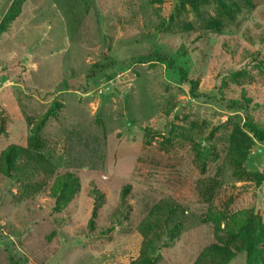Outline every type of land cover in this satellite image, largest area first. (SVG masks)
I'll return each mask as SVG.
<instances>
[{"label":"rangeland","instance_id":"obj_1","mask_svg":"<svg viewBox=\"0 0 264 264\" xmlns=\"http://www.w3.org/2000/svg\"><path fill=\"white\" fill-rule=\"evenodd\" d=\"M15 1V17L0 34V157L10 145L26 150L17 153L15 171L0 172V264H125L156 207L173 209L182 226L172 242L154 245L153 264H192L226 219L243 222L251 212V224H264V178L238 180L226 160L236 122L243 126L249 114L264 127V74L255 64L264 62V1L252 9L238 3L236 22L220 32L181 13L177 21L195 29L180 54L162 40L183 29L161 25L157 36L148 23L163 3ZM13 3L0 0V21ZM206 10L218 17L212 4ZM156 52L167 61H138ZM242 68L239 83L228 79ZM110 69L112 77L95 85ZM192 79L198 84L190 93ZM243 91L248 110L233 104ZM55 102L56 114L33 135ZM172 127L179 134L169 140ZM184 131L214 147L204 172ZM244 166L264 171V142L254 140ZM217 171L221 185L208 203L197 182ZM65 173L76 177L78 191L56 199L53 185ZM94 205L98 232L88 228ZM231 232L239 234L233 245L243 244L242 230ZM242 248L228 264H246Z\"/></svg>","mask_w":264,"mask_h":264},{"label":"trees","instance_id":"obj_2","mask_svg":"<svg viewBox=\"0 0 264 264\" xmlns=\"http://www.w3.org/2000/svg\"><path fill=\"white\" fill-rule=\"evenodd\" d=\"M150 5L156 3H163L160 8H152V17L149 18V25L153 26L156 30V35L159 36V33H163L164 30L160 29L161 25L168 26V30L174 33L176 28L183 29L186 34L175 33L169 36H164L162 43L163 45L169 47L174 53H186L187 47L186 42L188 37V32L194 30V26L191 23L178 22L177 18H180L181 13H185L187 10L190 12L194 19L196 18L200 21V25L207 29L220 32L223 28L226 27L228 23L236 22V13L240 10L238 3L243 4L246 8H255L259 3H262L264 0H144ZM167 2V4H164ZM212 4L216 11L217 16L210 15L206 10L207 5ZM18 2L14 0V3L11 5L10 9L6 11L2 20L0 21V34L5 32L10 21L15 17L13 13L14 10H17ZM160 23H157L159 22ZM181 23V24H180ZM202 34L195 36L196 39H201ZM156 60L159 63L167 61V56L163 53L156 52L147 57L138 59L139 62H150ZM257 59H255L256 61ZM259 72L264 74V62L257 60L255 63ZM98 65L94 64V67ZM244 68L236 70L229 73L228 79L234 83H239L240 79L245 77L243 75ZM113 75L112 70L102 71L96 78L94 84L100 85L103 82L108 81ZM226 78V77H224ZM191 92L193 93L198 84V80H191ZM226 85V81L223 82ZM240 95V99H233V104L237 105L239 109L250 108V103L252 102L249 96H246L244 91ZM242 105V106H241ZM59 104L55 102L53 106H50L47 113L41 118L40 125L34 127V134L36 135L42 125L47 121L50 116L56 114ZM245 128V129H244ZM149 129H146V133H149ZM178 132L174 131L173 127L169 133V140L174 139ZM184 136L187 141L193 143V148L196 153V160L201 168V171L206 170V164L213 161L216 158L214 153V147H207L204 145L203 140L195 142L191 140L190 135L185 131L180 133ZM31 138V137H30ZM254 140L264 142V127L256 123L254 118L249 114L246 115L243 126L236 122L231 131L228 146L226 149V160L232 166V174L238 179H250L256 178L257 184L260 183V179L264 178V171L259 172H250L247 171L244 162L247 160V157L250 153L251 147L254 144ZM32 141L35 142L37 147H40L39 138L32 137ZM26 148L19 147L15 145L8 146L2 153L0 157V172L5 175H10L11 171L17 168L15 164V158L18 152H25ZM3 163V164H2ZM221 171H217L214 177H209L201 179L197 182V191L200 193L204 201L211 203L214 196L216 195L217 189L221 185ZM128 185L123 190L124 195L128 193ZM78 191L77 179L73 174L65 173L56 177V181L52 188V195L57 199L60 195L69 200L75 196ZM94 201L96 202L99 193L95 191ZM97 206V205H96ZM94 205L93 210L91 211L90 218L88 220V228L90 231L98 232L96 225L97 218V207ZM173 209H166L162 207H156L155 209L149 212L146 221L143 223V229L138 236V241L140 242L139 250L134 257L130 259L125 264H153V256L150 254L154 245L159 242L161 245L168 244L172 242L180 233V228L182 226L180 219H175L173 217ZM220 218H224L225 215L223 212L219 215ZM254 218V214L248 212L247 217L243 222H239L232 218V221L226 219L224 226L221 228L220 223L215 226V236L218 237L216 241L211 242L210 244L204 246L192 264H228L237 254L238 250L242 248L246 252V264H264V252L259 249V244L264 241V224L260 221H257L255 224H251L250 221ZM231 225H236L237 229L233 228ZM241 231L243 233V244L240 246L233 245V240L231 238H236L239 236L238 233H232L231 231ZM102 232V231H101ZM103 233V232H102ZM219 233H225L229 238H224L219 236ZM136 251V249H135ZM237 251V252H236ZM242 252V251H241Z\"/></svg>","mask_w":264,"mask_h":264}]
</instances>
